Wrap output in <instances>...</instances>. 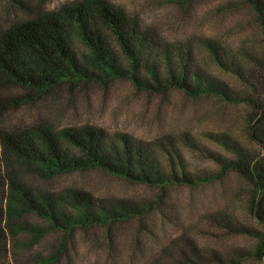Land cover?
<instances>
[{
	"label": "trees",
	"instance_id": "obj_1",
	"mask_svg": "<svg viewBox=\"0 0 264 264\" xmlns=\"http://www.w3.org/2000/svg\"><path fill=\"white\" fill-rule=\"evenodd\" d=\"M165 1L183 7L189 0ZM244 3L262 37L258 53L226 51L225 47L220 52L212 42L206 46L208 61L235 80V90L204 69L206 61L200 63L203 60L191 43L161 38L143 26L136 14L106 0H74L47 12L30 11L23 4L25 14L10 17L4 8L1 15L0 84L24 94L14 104L44 100L63 87L74 90L80 84L106 86L113 80H125L146 94L163 96L173 90L189 98H213L244 107L245 132L258 149L231 136L216 137L228 156L209 153L219 172L209 174L207 180L230 173L245 182L251 189L247 208L259 227L247 228L223 211L208 214L206 219L227 235H247L252 245L232 251L226 261L216 248L200 247L189 237L179 236L159 248L154 261L174 257L178 264H237L254 259L264 264V0ZM87 169L153 189V203L139 208L135 203L102 202L79 188L58 192L31 188L25 179L26 174L50 178ZM200 180L171 138L146 144L87 125L56 128L51 122H41L21 130L0 126V264H28L32 259H24L27 243L46 234L59 235L55 252L42 260L47 263L68 251L79 229L99 227L102 232L97 240L110 244L116 225L136 221L137 227L144 226L145 212L151 207L159 209L173 188L195 186ZM25 214L39 218L42 224L27 223L22 219ZM17 235L27 236L26 243H18L21 250ZM10 253L12 263L7 259Z\"/></svg>",
	"mask_w": 264,
	"mask_h": 264
},
{
	"label": "rangeland",
	"instance_id": "obj_2",
	"mask_svg": "<svg viewBox=\"0 0 264 264\" xmlns=\"http://www.w3.org/2000/svg\"><path fill=\"white\" fill-rule=\"evenodd\" d=\"M71 1L74 0H0V18L4 8L12 17L25 14L24 5L30 11L47 12ZM106 1L136 14L143 26L154 29L169 42L191 43L197 57L203 60L200 63L206 61V65L201 64L204 69L230 90H235L238 84L211 65L207 43L212 42L220 52L225 47L226 51L258 53L256 47L262 37L244 0H189L183 7L165 0ZM74 47L76 52L82 51L77 42ZM242 62L248 66L246 61ZM23 95L13 87L0 84V110L3 111L0 126L21 130L41 122H51L56 128L87 125L102 129L110 136L126 134L146 144L171 138L183 159L201 178L195 186L173 188L171 196L159 209L146 210L142 216L144 226L137 227L136 221L116 225L110 244L97 240L102 232L99 227L88 231L79 229L74 232L68 251L56 261L47 263L42 260L55 252L59 235L46 234L37 242L27 243L24 259L26 256L32 259L28 264H146L154 261L153 255L159 248L179 236L189 237L200 247L216 248L225 254L226 261L232 251L252 245L247 235H227L206 219L208 214L223 211L247 228L259 227L247 208L251 189L245 182L230 173L207 180L209 174L219 172L209 153L228 156L216 137L231 136L248 148L258 149L245 132L243 106H231L213 98H189L173 90L163 96L146 94L134 90L125 80H113L106 86L80 84L74 90L63 87L44 100L14 104ZM25 177L31 188H48L53 192L79 188L102 202L116 200L135 203L141 208L142 204H151L154 200L153 189L126 182L99 169L62 173L50 178L39 173ZM22 219L32 225L42 224L39 218L28 214ZM15 240L20 247L26 243L27 236L17 235ZM12 256L10 253L7 258L11 263ZM36 256L37 259H33ZM154 264L178 262L174 257H162ZM237 264L260 263L249 259Z\"/></svg>",
	"mask_w": 264,
	"mask_h": 264
}]
</instances>
